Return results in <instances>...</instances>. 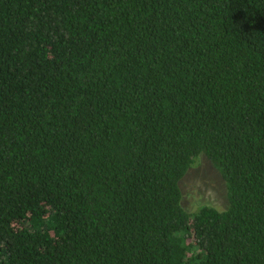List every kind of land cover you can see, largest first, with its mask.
<instances>
[{"label": "trees", "instance_id": "obj_1", "mask_svg": "<svg viewBox=\"0 0 264 264\" xmlns=\"http://www.w3.org/2000/svg\"><path fill=\"white\" fill-rule=\"evenodd\" d=\"M0 264H264V0H0Z\"/></svg>", "mask_w": 264, "mask_h": 264}, {"label": "rangeland", "instance_id": "obj_2", "mask_svg": "<svg viewBox=\"0 0 264 264\" xmlns=\"http://www.w3.org/2000/svg\"><path fill=\"white\" fill-rule=\"evenodd\" d=\"M182 205L189 213L208 205L225 210L229 205L226 183L220 172L205 156H201L180 184Z\"/></svg>", "mask_w": 264, "mask_h": 264}]
</instances>
